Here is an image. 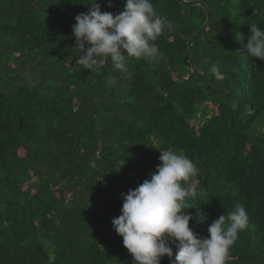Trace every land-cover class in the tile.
Wrapping results in <instances>:
<instances>
[{
  "label": "trees",
  "instance_id": "16d2710c",
  "mask_svg": "<svg viewBox=\"0 0 264 264\" xmlns=\"http://www.w3.org/2000/svg\"><path fill=\"white\" fill-rule=\"evenodd\" d=\"M187 1L182 81L199 5L0 0V264H264V0Z\"/></svg>",
  "mask_w": 264,
  "mask_h": 264
},
{
  "label": "water",
  "instance_id": "95a60500",
  "mask_svg": "<svg viewBox=\"0 0 264 264\" xmlns=\"http://www.w3.org/2000/svg\"><path fill=\"white\" fill-rule=\"evenodd\" d=\"M36 6L40 7L37 3L33 2ZM181 3L184 4V5H199L201 7H203L205 9V12H206V16H207V20H206V23L205 25L199 29L189 40L187 46L185 47V52H186V55H187V58H188V61H189V65H190V68H191V71H190V74L187 76V77H183L180 75V73L178 71H176L172 66L168 65L167 63L161 61L160 59L154 57L153 55H151L148 51H146L143 47L139 46V45H136L138 46L141 50H143L144 52H146L147 54H149L150 56L154 57L155 59L161 61L163 64H165L166 66H168L171 70H173L177 76L182 80V81H189L192 76L194 75L195 73V67H194V63L193 61L191 60L190 58V54H189V48L193 45L195 39L200 35L202 34L205 30H207L209 24H210V11L209 9L204 6L202 3L200 2H197V1H187V0H181ZM41 8V7H40ZM64 16L66 17H71V18H79V19H92V18H88V17H77V16H73V15H66V14H63ZM108 29L114 33V34H118L120 36H123L124 38H127L126 36L124 35H121L120 33H118L116 30H114L113 28L111 27H108Z\"/></svg>",
  "mask_w": 264,
  "mask_h": 264
}]
</instances>
